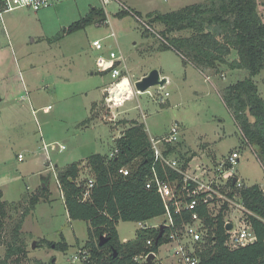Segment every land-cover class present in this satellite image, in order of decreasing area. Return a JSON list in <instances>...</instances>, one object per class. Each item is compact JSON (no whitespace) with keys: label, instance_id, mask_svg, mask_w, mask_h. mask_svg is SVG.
Here are the masks:
<instances>
[{"label":"rangeland","instance_id":"rangeland-1","mask_svg":"<svg viewBox=\"0 0 264 264\" xmlns=\"http://www.w3.org/2000/svg\"><path fill=\"white\" fill-rule=\"evenodd\" d=\"M201 1L112 0L104 5L101 0H64L38 12L21 8L2 15L0 44L5 42L7 46L0 49V96L4 97L0 104V188L9 202L22 199L25 193L29 200L12 212L8 230L30 205L31 197L42 191L46 182L43 177L51 183L50 200H40L25 218L22 241L27 259L21 264H36V260L83 264L74 256L88 238L89 224L69 218L56 183L55 165L86 161L94 153H112L116 138L128 127L120 119L143 122L153 136L165 135L178 122L182 128L178 149L183 158L196 153L192 164L202 162L213 168L223 155L239 149L236 176L245 185L260 184L264 189V168L258 154L244 141L222 97L227 85L247 78L248 72L223 65L218 74L213 70L202 74L184 63L173 49L160 50L163 25L148 28L144 24L149 13L175 11ZM258 3L264 20V0ZM93 8L104 10L106 20L64 32ZM132 9L142 18L136 17ZM122 10L126 14L121 16ZM95 40H100L102 49L93 46ZM112 51L124 57L133 81L152 69L168 75L169 80L163 87L154 86L143 93L133 89L132 95L110 109L105 104L109 89L103 95L102 88L118 78L98 66L99 60L108 59ZM235 55L233 51L230 57ZM253 79L264 98V68ZM27 91L29 99L21 96ZM95 102L99 103L97 112L92 110ZM45 105H50L47 112L41 108ZM50 143L62 150L44 149ZM20 153L23 160L18 159ZM81 175L80 179L88 177L89 167L84 166ZM161 220L158 216L144 223L153 226ZM117 228L121 241L130 240L139 222L119 221ZM62 237L69 244L65 251L51 244ZM173 253V243L162 245L160 258L153 264H178L171 257ZM5 254L6 246L1 245L0 264H13L3 263Z\"/></svg>","mask_w":264,"mask_h":264},{"label":"trees","instance_id":"trees-1","mask_svg":"<svg viewBox=\"0 0 264 264\" xmlns=\"http://www.w3.org/2000/svg\"><path fill=\"white\" fill-rule=\"evenodd\" d=\"M123 14H126L125 10L120 12L121 16ZM133 14L142 18V14L136 10H133ZM104 20V10L93 8L86 17L70 25L64 32L71 33L88 23ZM144 24L148 28H153L155 24L163 25L164 30L159 32L163 38L161 49L177 51L184 63L190 62L202 71L213 70L217 74L223 65L231 70L243 69L248 72L247 78L227 85L222 90V97L244 141L254 148L264 168V98L253 79L264 68V20L258 0H204L175 11L149 13ZM233 51L236 55L231 58ZM129 123L115 140L113 150L118 149V153L113 157L102 153L88 156V177L80 179L84 168L81 161L56 168L69 218L89 224L88 238L81 249L87 250L89 255L82 261L83 264H138L136 256L151 251L159 253L160 247L167 242L162 237L158 244L153 242L147 245L148 239L155 240L159 235L160 230L154 227L138 228L135 237L130 240L121 241L119 238V221L143 222L165 213L159 193L154 188L146 187L153 168L163 179L181 180L175 170L155 163L145 125L136 121ZM179 144H167L166 153L182 156ZM190 159L187 157L185 162ZM124 167L129 170L128 175L120 172ZM90 178L94 186L90 196L84 199ZM228 184L232 185L233 179H229ZM44 193L46 190L31 197L30 205L8 230L7 223L12 212L21 207L28 197L9 202L0 188V246H6L3 263L21 264L27 259V248L22 241L23 223L41 197H45ZM240 193L244 205L251 212L246 219L256 240L230 248L226 245L228 235L224 224L229 214L222 209L216 216H210L206 206L201 205L199 211L207 226L213 228L214 235L198 249L197 264H264V189L260 184H244ZM101 235L108 238L104 245L99 244ZM51 244L62 251L69 247L64 237ZM36 264L52 263L36 260Z\"/></svg>","mask_w":264,"mask_h":264},{"label":"built area","instance_id":"built-area-1","mask_svg":"<svg viewBox=\"0 0 264 264\" xmlns=\"http://www.w3.org/2000/svg\"><path fill=\"white\" fill-rule=\"evenodd\" d=\"M61 1L64 0H0V19L2 20L4 13L17 9L27 8L38 12ZM101 1L107 5L112 0ZM92 44L98 50L103 48L100 40H95ZM98 67L102 72H110L112 78H118L116 81H112L107 88V90L109 89L107 99L110 107L116 106L115 104L118 102L121 104L123 99L128 96L127 91L136 81H132L129 75L123 74L121 67L125 70L127 68L124 57L118 56L112 51L108 59L101 58L99 60ZM168 95L167 92L166 96ZM180 133V126L174 124L166 135H149L155 163L175 170L180 174L181 180L163 179L153 168L152 175L146 181V187L154 188L159 193L165 205V213L159 216L162 217L160 222L153 226H147L145 221H141L139 228L154 227L160 230V227L164 225L165 230L161 238L167 240L165 244H174V253L171 257L177 259L178 264H197L199 261L198 249L208 241L210 236L214 235L213 228L207 226L199 211L201 205L206 206L210 216H216L222 209L229 214L224 224L228 235L226 245L230 248L234 249L254 242L256 235L246 219V215L251 212L244 205L240 193V188L244 186V183L235 173V166L240 161V152H231L218 163L219 165H215L213 168L202 162L196 164H192L191 160L185 162L186 158L182 159L180 158L182 156L178 157L176 153H166L167 144L174 146L178 144ZM48 146L45 144L44 148L47 150ZM116 153H118V149L113 150L109 157H113ZM120 172L124 175L129 174L126 167L121 168ZM229 179H233L232 185L228 184ZM93 186L94 181L90 178L83 194L84 199L90 196ZM188 214L189 216L186 218ZM229 224H232L231 229L227 228ZM153 242H156V239H148L147 245L150 246ZM152 253L155 255L154 263L160 257L159 253L153 251L138 255L135 260L138 264H147V259ZM88 255L87 250H79L74 258L83 261Z\"/></svg>","mask_w":264,"mask_h":264},{"label":"crops","instance_id":"crops-1","mask_svg":"<svg viewBox=\"0 0 264 264\" xmlns=\"http://www.w3.org/2000/svg\"><path fill=\"white\" fill-rule=\"evenodd\" d=\"M130 8V7H129ZM134 10V9H133ZM6 33H7V31H6V29H3V34H5L6 35ZM5 46H7V44L5 43V42H2L1 44H0V49H4L3 47H5ZM160 50H162V49H160ZM175 51V50H174ZM176 53H178L177 51H175ZM178 55L179 56H181L179 53H178ZM181 58L183 59V57L181 56ZM189 64H191L193 67H195L197 70H199L202 74H204V73H206L205 71H202V70H200L199 68H197L196 66H194L192 63H190V62H188ZM126 71L127 72H123V74L124 75H129V78H131L130 77V69L128 70V68H126ZM149 72L147 71H144V72H142L141 73V75L136 79V80H138V79H140V78H142L143 76H145V75H147ZM161 74V77H165L166 79H167V81L169 80L168 79V75H166V74H164L163 72L162 73H160ZM207 76H209V75H207ZM133 81V80H132ZM166 81V82H167ZM111 83H112V80L110 81ZM109 86H108V83L106 84V85H104V87L102 88V93H103V95H105V89L106 88H108ZM160 87H163V86H160ZM134 90H133V88H132V86L130 87V89H129V91H127V94H128V96H126L124 99H126V98H128L129 97V95H132ZM135 92V91H134ZM167 93V92H166ZM166 93H165V96H166ZM21 96H25V97H27L28 99H29V93H28V91L25 93V94H23V95H21ZM169 96V95H168ZM168 96H166V97H168ZM123 99V100H124ZM161 99H164L163 97L161 98ZM107 101L105 102V104L107 103L108 104V107L111 109L112 107H110V104L108 103V99H106ZM3 101H4V97H2V96H0V104L1 103H3ZM162 103H164V101L162 102ZM98 105H99V103H97V102H95L93 105H92V110L94 111H98V109L96 110V107H98ZM44 107V108H43ZM49 107H50V105H45V106H42L41 108H43L42 109V111L43 112H47L48 111V109H49ZM99 108V107H98ZM111 112H113L112 110H111ZM111 112H109L110 114H111ZM93 114H94V112H93ZM97 116H99V115H96L95 117H97ZM120 120H123L124 121V123L126 122V125L128 126V124H130L129 122H133V121H137L138 123H143V122H140V121H138V120H129V119H120ZM144 124V123H143ZM175 124H178L179 126H180V124L177 122V123H175ZM180 131H181V133H182V128H181V126H180ZM181 133H180V135H181ZM166 134H168V133H166ZM165 134V135H166ZM163 136V135H162ZM181 140V139H180ZM47 145H49L48 147L50 148V149H54V148H57L58 146H56L55 145V143H50V144H47ZM52 145H53V147H52ZM64 146V145H63ZM60 150H62L61 148H60V146L58 147ZM64 148H65V146H64ZM63 148V149H64ZM45 149V148H44ZM233 151H239V149H234V150H232V152ZM240 152V151H239ZM231 153V152H230ZM229 153V154H230ZM229 154H225V156L223 155L222 156V158H221V160L222 159H224V157H226L227 155H229ZM180 155H184V154H182V153H180ZM188 157H191V161L193 162V161H195V159L197 158V155H196V153H193L192 155H189ZM213 157V156H212ZM88 158V157H87ZM87 158H86V160H87ZM187 158V157H186ZM18 159L19 160H23L24 159V155L23 154H18ZM79 161H81L82 163H83V165L85 166V168L86 167H88L86 164H84L86 161L85 160H82V159H80ZM75 162H77V160L75 161ZM191 162V163H192ZM48 164H49V162H47L46 163V165L48 166ZM70 163H68V164H66V165H69ZM65 165V166H66ZM215 165H218V162H216L215 163ZM55 167L57 168L58 167V165L56 164L55 165ZM82 176V175H81ZM82 178H84V177H82ZM45 179V183L47 184V187H46V184L44 183L43 185H44V187H42V191H39L37 194L38 195H40V194H42V192H43V190H46V193H44L45 194V197H41V200H50L49 199V194H50V192H51V183H50V180L48 181L47 180V178L46 177H43V180ZM56 183H57V186H58V188H60L59 187V181H58V179H56ZM50 187H49V186ZM61 190V189H60ZM4 192V191H3ZM62 192V191H61ZM27 194L28 193H25V194H23L22 195V198L24 197V196H27ZM62 197H63V192H62ZM21 198V197H20ZM19 198V199H20ZM19 199H17V200H19ZM64 199V198H63ZM17 200H14V201H17ZM65 204V203H64ZM24 222H25V220H24ZM23 225H24V223H23ZM22 230H23V228H22ZM126 241V240H125Z\"/></svg>","mask_w":264,"mask_h":264},{"label":"water","instance_id":"water-1","mask_svg":"<svg viewBox=\"0 0 264 264\" xmlns=\"http://www.w3.org/2000/svg\"><path fill=\"white\" fill-rule=\"evenodd\" d=\"M167 79L165 77H161L160 71L158 69H152L147 75L143 76L142 78L136 80L133 83L132 88L143 93L149 90V88L154 87V86H164L166 83ZM236 182V179H235ZM228 229L232 228V224L227 225ZM165 230V226L162 225L160 227V232L158 237L156 238V244H158L159 239L161 238L163 232ZM99 244L104 245L107 241L108 238L105 237L104 235H101L99 238ZM35 246V243H34ZM155 260V255L152 253L147 259V264H152L153 261Z\"/></svg>","mask_w":264,"mask_h":264}]
</instances>
